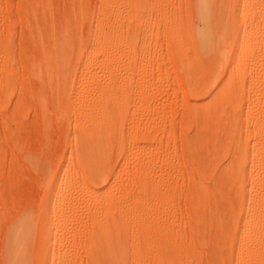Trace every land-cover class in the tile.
<instances>
[{"label":"rangeland","instance_id":"374dc122","mask_svg":"<svg viewBox=\"0 0 264 264\" xmlns=\"http://www.w3.org/2000/svg\"><path fill=\"white\" fill-rule=\"evenodd\" d=\"M109 1L113 95L127 113V132L152 133L155 140L143 141L135 148L133 161L126 162L118 180H113L116 156L109 159L106 175L120 186L128 184L130 176L142 168L136 159L155 158L150 168L154 177L146 181L154 193L148 197L153 203L145 211L165 226L168 224L165 229L170 239L174 236L173 243L177 239L175 243L178 241L183 248L189 243L190 248L186 247L190 250V264H224L231 239L227 240V234L237 224L228 216L223 179L210 173L209 159L215 158L218 150L198 147L194 139L198 131L196 110L211 102L221 76L214 75L213 80H217L209 81L213 77L210 51L201 50L195 35L207 24L195 13L194 0ZM103 2L0 0V36L6 41L3 45L0 42V264H96L97 246L107 232L104 209L80 202L53 216V209L43 208L42 203L49 174L58 168L66 151L75 147L74 138L82 132L78 116L85 107L82 100L92 94L93 88L87 80L81 81L78 89L80 81L73 78L92 49L95 33L90 25L101 18ZM242 3L235 11L241 10ZM226 6L224 1L222 28H231L235 11ZM261 8L246 2L244 11L239 12L240 20H246L243 31H252L247 44L262 31ZM62 41L67 42L68 49L62 47ZM236 51L242 61L235 58L230 67L240 68L246 85L239 92L236 106L248 108L254 73L251 58H260L261 48L252 57L240 44ZM99 58L103 63L93 71L101 76L107 62ZM62 64L66 65L64 72ZM10 67L15 75L6 91L4 75ZM55 75L61 76L60 80ZM206 86H212V91H200ZM247 124L244 118L240 126ZM227 132L220 133L224 143L230 142ZM76 164L77 158H70L66 168ZM66 168L59 183L69 176ZM78 186L75 192H83ZM217 186L224 190L221 198L209 192ZM214 201L223 207L220 209ZM222 223L228 228L226 238ZM156 259L143 262L158 264L160 258Z\"/></svg>","mask_w":264,"mask_h":264},{"label":"bare ground","instance_id":"6f19581e","mask_svg":"<svg viewBox=\"0 0 264 264\" xmlns=\"http://www.w3.org/2000/svg\"><path fill=\"white\" fill-rule=\"evenodd\" d=\"M194 1V5H196L194 8L196 7L195 10H197H194L195 13L198 12L200 19H203L207 24L204 30L198 31L199 33L197 32L195 35H198L197 39L199 38L198 43L202 47L201 50L210 51L209 59L211 58L213 61L211 67L213 77L209 81L217 80L216 78L221 74L218 78V88L214 91L211 102L206 103L207 106L203 104V107L200 106L196 110L198 131L194 139L198 147L218 150L215 158L212 156V160L209 159L210 173L214 178L223 179L227 187L228 210L230 209L228 216L237 224L229 234L228 228L226 230V226L224 227L225 223H222V228L226 230L223 236L226 238L228 233L227 240L231 238L230 247L225 251L223 261L224 264H264V0ZM224 1L227 2L226 7L230 11H235L238 3L243 2L239 11L241 13L244 11L243 6L246 2L262 5L260 18L263 26H261V33L258 32L255 36V40L246 43V39L252 36V31H243V24L246 20H240L238 11H235L233 15V26L222 28L221 4ZM109 2V0H104L100 9L101 18L97 22L93 21L90 25L91 31L95 33L93 46L89 54H85L80 63V70L73 78L80 81L78 89L82 87L81 81L92 82L93 92L86 100H82L85 107L78 116L77 125L82 132L74 138L75 147L66 151L63 160H60L61 163L57 166L58 168L56 167L57 169L49 174L46 196H44L42 206L45 209L52 208L53 216L57 211L70 209L80 202L89 207L104 209L108 221L107 232L97 246L96 264H146L143 261H147L151 257L152 261L153 257H156V260H159V257L158 264H190V250L187 249L189 243L187 245L183 243L185 248H183L184 246L180 247L178 241L175 243L177 239L173 243L171 240L174 236L170 239L171 234H168L169 232L167 233L165 229L168 224L165 226L163 221L154 219L155 217L146 212L147 207L153 203L149 201L151 198L149 194L154 195V193L153 190H149L146 181L150 177H154L153 173H150V168L153 167L152 162L155 158L153 161L151 160L152 162L145 156L136 160L134 158L142 168L130 176L128 184L120 186L117 184L118 181L114 183L106 175L109 159L116 156L117 164L113 173L116 177H112L113 180H118L126 162L133 161L132 154L135 148L140 146L139 144L143 141L146 143L155 140L152 133H140L136 130L127 132L125 129L127 113L122 105H118V99L113 95L110 64L111 15L107 7ZM236 16L239 20L235 18ZM226 39H230V41L227 43ZM0 42L3 45L6 41L0 36ZM63 42L61 43L62 47L67 48V42V45ZM238 44L242 49H247V55L250 57L253 56L257 48H261L260 58H251L254 65L252 72L254 73H252L250 84L251 92L248 94L250 101L248 108H245L243 104L236 106L239 92L246 88L244 79L240 76V68L230 67L233 59L238 58V61H242L240 52L236 51L235 53ZM60 49L62 50L61 47ZM100 56L104 57L107 62L101 76L97 74L98 72H94V68L103 63L99 60ZM258 61L261 63H257ZM62 65L65 67L61 68L62 71H65L66 65ZM261 66L263 67L261 68ZM14 75L13 68H7L4 75L6 91L11 86ZM56 75L55 77L58 78ZM214 75L216 76L215 80H213ZM201 90L211 92L212 86L203 87ZM244 118L248 124L240 126ZM222 131H228L230 142L224 143L220 136ZM75 157L77 158L76 166L66 168L68 159ZM65 168L69 170V176L64 183H59ZM42 170H44L43 173H47V169ZM80 177H83L82 181ZM77 184L81 185L83 192H75ZM154 192L156 191L154 190ZM209 192L216 197L219 195L220 198L224 194V190L219 187H215ZM199 194L201 197L202 193ZM206 196L208 197L209 193ZM200 197L198 198L201 200L203 196ZM219 206L220 209L223 207L220 204ZM204 218L205 216L203 220Z\"/></svg>","mask_w":264,"mask_h":264}]
</instances>
